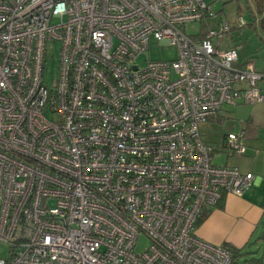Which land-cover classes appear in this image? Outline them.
<instances>
[{
    "label": "built area",
    "instance_id": "obj_1",
    "mask_svg": "<svg viewBox=\"0 0 264 264\" xmlns=\"http://www.w3.org/2000/svg\"><path fill=\"white\" fill-rule=\"evenodd\" d=\"M211 15L204 0H0V264H232L196 222L254 176L211 163L199 127L264 102V72L213 46L227 21L186 32ZM151 38L175 56L140 64ZM221 145L243 155L244 131Z\"/></svg>",
    "mask_w": 264,
    "mask_h": 264
},
{
    "label": "rangeland",
    "instance_id": "obj_2",
    "mask_svg": "<svg viewBox=\"0 0 264 264\" xmlns=\"http://www.w3.org/2000/svg\"><path fill=\"white\" fill-rule=\"evenodd\" d=\"M204 1L209 5L212 15L207 16L201 23L187 25L185 27L186 32L204 35L208 29L217 31L219 23L227 21L230 26L229 31L212 37L213 46L220 50L234 48L238 53L240 64H250L255 70L264 72V42L259 39L258 31L249 25L252 18L244 6L245 0ZM239 16L243 17L244 24L242 25L238 22ZM58 51L57 43L47 44L42 80L48 87L52 85L56 77ZM175 54L176 48L174 46L151 38L148 49L139 57L138 62L142 64L148 59H172ZM246 108H242L243 112ZM236 112L239 111H235L234 107L224 105L218 115L200 124L199 131L202 139L213 149L210 156V161L213 164H223L225 162L223 155L231 154L230 150L225 147L223 150L220 149L224 136L233 130L238 123ZM228 157L231 158L232 155ZM227 163L232 165L231 162ZM49 204L53 205V202ZM146 244L147 238L141 234L135 250L140 251ZM235 249L239 252L237 260L241 264H264V218L254 227L245 244ZM8 256L9 246L0 242V257L7 259Z\"/></svg>",
    "mask_w": 264,
    "mask_h": 264
},
{
    "label": "crops",
    "instance_id": "obj_3",
    "mask_svg": "<svg viewBox=\"0 0 264 264\" xmlns=\"http://www.w3.org/2000/svg\"><path fill=\"white\" fill-rule=\"evenodd\" d=\"M250 5V0L244 5L248 7L249 13L252 9ZM250 15V22L256 24L259 16ZM258 85L264 89V81ZM244 107L247 108L243 112ZM234 108L239 111L236 112L238 123L230 132L244 131L246 150L243 155H233L232 152L224 154L225 162L217 165L232 166L243 173H252L254 179L242 195L225 194L217 205L206 208L204 211L208 210V213L197 225L196 235L215 245L228 244L240 248L264 218V102L241 104ZM220 150H223L222 145ZM229 155H232V161Z\"/></svg>",
    "mask_w": 264,
    "mask_h": 264
},
{
    "label": "trees",
    "instance_id": "obj_4",
    "mask_svg": "<svg viewBox=\"0 0 264 264\" xmlns=\"http://www.w3.org/2000/svg\"><path fill=\"white\" fill-rule=\"evenodd\" d=\"M250 3H251L250 7L252 6V9L250 10V14L252 13L253 16H259V20L256 24L253 21H251L249 25L252 26L254 30L258 31L259 39L262 42H264V0H250ZM213 117L214 116H212L211 118ZM207 213L208 210L207 212L206 211L202 212V214L200 215V217L196 222L197 225L203 221ZM224 246L227 247L232 253V264H241L237 260V256L239 254V252H237L238 250H236L235 248L231 247L228 244H224Z\"/></svg>",
    "mask_w": 264,
    "mask_h": 264
}]
</instances>
